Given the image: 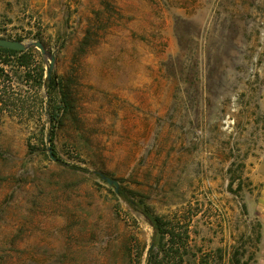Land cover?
Returning a JSON list of instances; mask_svg holds the SVG:
<instances>
[{
    "label": "rangeland",
    "instance_id": "1",
    "mask_svg": "<svg viewBox=\"0 0 264 264\" xmlns=\"http://www.w3.org/2000/svg\"><path fill=\"white\" fill-rule=\"evenodd\" d=\"M0 39L46 50L0 53V264H264V0H0Z\"/></svg>",
    "mask_w": 264,
    "mask_h": 264
},
{
    "label": "water",
    "instance_id": "2",
    "mask_svg": "<svg viewBox=\"0 0 264 264\" xmlns=\"http://www.w3.org/2000/svg\"><path fill=\"white\" fill-rule=\"evenodd\" d=\"M31 47H36L37 49H39L41 51V53L43 55H46V50L44 48V45L41 42H31L28 44L23 43L22 41H16V40H8V39H0V48L3 49H9V50H13V51H26L28 49H30ZM54 67V59H52V65L50 67V71H48V78L50 79L51 77V70ZM49 153L52 159L54 158V154L52 149H49ZM104 181L107 182V184L111 187L115 188V192L118 194L119 190H120V185L118 183V181L110 179L108 177L103 176L102 177Z\"/></svg>",
    "mask_w": 264,
    "mask_h": 264
},
{
    "label": "trees",
    "instance_id": "3",
    "mask_svg": "<svg viewBox=\"0 0 264 264\" xmlns=\"http://www.w3.org/2000/svg\"><path fill=\"white\" fill-rule=\"evenodd\" d=\"M29 51L30 50H26V51H23V52H20V51H13V50H9V49H3V48H0V53L1 54H5L9 57H16V56H19L18 58L20 59L21 61V64H24L27 62V59H29V62L30 60L32 59V57L29 55ZM50 83H46V86L49 85ZM51 85V84H50ZM54 85V84H53ZM48 87V86H47ZM48 112V111H47ZM52 122V120H51ZM84 170V169H82ZM120 196L123 198L124 201H126L128 204H132L133 203L130 201V199L124 194V193H120ZM144 215L145 217L147 218V220L150 222V224L153 226L154 228V231H155V236H154V242L157 240V237H158V234L160 232V234L162 233L161 232V221L160 219L156 218V217H153L149 212H144ZM154 252V248H151L150 252H149V258H150V262L152 260V254ZM240 261L237 260V264H239Z\"/></svg>",
    "mask_w": 264,
    "mask_h": 264
},
{
    "label": "bare ground",
    "instance_id": "4",
    "mask_svg": "<svg viewBox=\"0 0 264 264\" xmlns=\"http://www.w3.org/2000/svg\"><path fill=\"white\" fill-rule=\"evenodd\" d=\"M142 58H143V57H142ZM143 61H144V60H143ZM143 68H144V67H143ZM141 70H142V68H141ZM143 71L145 72L144 69H143ZM142 74H144V73H142ZM143 76H144V75H143ZM145 79H146V78H144L143 81H144ZM141 84H142V88H144V84H145V82H142ZM230 126H231V122H230L229 120H227V121H226V127H225V130H227L228 132H230V131H231V129H230L231 127H230Z\"/></svg>",
    "mask_w": 264,
    "mask_h": 264
}]
</instances>
